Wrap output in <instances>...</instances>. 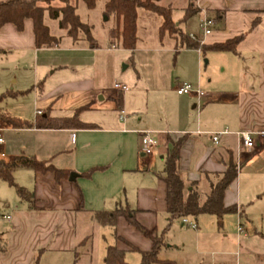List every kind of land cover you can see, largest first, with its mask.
Returning <instances> with one entry per match:
<instances>
[{"label": "crops", "instance_id": "1", "mask_svg": "<svg viewBox=\"0 0 264 264\" xmlns=\"http://www.w3.org/2000/svg\"><path fill=\"white\" fill-rule=\"evenodd\" d=\"M188 3L167 0L168 6L182 9L183 15ZM193 7L199 26L203 17L212 18L214 25L209 34L200 35L182 30L180 25L189 18L172 19L182 33L193 34L207 45L243 34L235 51L210 50L214 54L210 57L227 71L215 84L204 79L205 72L199 75L201 50L186 48L176 35L168 34L176 53L184 49L193 54L191 64L198 72L195 87L202 86V97L176 92L169 98L159 82L160 74L153 77V84L138 73L118 74L117 62L125 55L97 43L91 47L84 37L72 40L57 19V29L51 32L44 18L50 33L59 38L58 45L50 47H36L31 19L24 20L21 30L11 23L0 27V96L5 94L0 112L21 119L31 113L34 121L37 116L71 117L76 109L87 106L78 119L89 125L53 129L12 128L4 123L5 129L33 135L32 154L8 157L5 152V162L19 157L36 159L77 176L56 179L50 171H34L20 164L14 167L12 173L16 168L31 170L30 182L23 183L27 188L22 187L34 193L36 202L20 200L17 194L10 204L3 202L8 212L0 213V264H104L107 245L125 250L128 264H140L138 252V260L129 259L133 251L125 241L142 251L150 250L153 234L149 231L168 224L165 184L156 173L163 169L172 142L184 135L179 169L186 188L191 189L193 181L204 197L215 175L233 160L237 177L223 198L225 206H237L230 218L239 225L264 226V0H193ZM109 39L113 47L110 34ZM181 81L175 77L169 90ZM115 82L129 89L116 90ZM66 94L67 99L59 102ZM79 94L86 96L79 98ZM146 130L157 140L151 155L141 151L140 134ZM241 131L251 132V148L242 145ZM212 133H221L217 144L211 140ZM5 146L6 142L0 150L6 151ZM118 206L136 211L135 218L147 234L137 231L124 216L116 218L114 227L95 221V211H112ZM195 220L197 227L199 219ZM95 226L100 231L93 246ZM169 248L161 246L155 264H177L166 256ZM160 252L165 255L159 256ZM214 263L233 264V260L219 257Z\"/></svg>", "mask_w": 264, "mask_h": 264}, {"label": "trees", "instance_id": "2", "mask_svg": "<svg viewBox=\"0 0 264 264\" xmlns=\"http://www.w3.org/2000/svg\"><path fill=\"white\" fill-rule=\"evenodd\" d=\"M48 0H7L0 2V27L4 24L11 23L21 30L25 19H31L33 23V32L36 47H50L56 46L59 43V38L53 36L48 26L44 22V14L47 13L50 18L58 20L59 28L65 29L67 35L74 41L78 40L80 34L84 35V39L91 47H96L90 32V26L81 21L77 9V2L79 0H61L62 5L57 9L49 10L43 5ZM89 9L95 6L96 0H81ZM162 0H106L104 4V12L106 14L113 13L116 18V27L110 31L111 42L116 39L125 49L132 50L135 47L137 40L136 36V19L137 9L144 8L157 15L162 16V22L159 27L161 35L165 33L177 35L179 44L186 48L200 49L202 53L206 50L213 51H235L237 44L243 39V34L237 35L233 38L227 39L224 42L213 44H203L197 38H191L189 35L182 33L172 20L170 6L161 5ZM196 9L193 7V0H189L188 6L184 15L180 19L185 21L190 18ZM5 94L0 96L3 98ZM121 95L117 97L118 103L121 102ZM87 106L79 107L71 117H41L37 116L32 122L23 120L18 117L11 116L0 112V120L12 128H30L36 126L37 128H84L89 125L82 123L78 119V114ZM121 110V109H120ZM185 135L172 142L171 148L167 153L164 161L163 169L156 173L157 177L165 184L166 214L168 225L174 220L183 217H194L195 219L200 214L213 215L217 221L218 227H221L223 217L226 214L236 213L237 206H225L223 198L226 189L236 179L238 168L237 164L230 160L226 164V169L222 173H217L216 180L210 183V188L207 194L202 197L195 188V182H190L191 189H187L179 169V151L185 140ZM25 165L32 168L34 171L47 172L54 174L56 179L68 177L69 172L64 169H58L45 161L27 158H16L12 162L7 163L0 160V179L7 182L10 186L15 187L16 194L20 200L36 202L34 193L22 186H18L12 176V170L17 165ZM85 175H89L85 173ZM134 210H129L127 207L118 206L112 211H95L93 217L95 221L101 226L114 227L116 218L124 216L129 224L134 226L137 230L145 233V229L138 223L135 218ZM152 249L142 251L125 241L123 238L114 233V237L124 240L130 251L138 252L140 254V264H155L159 262L158 253L161 246L164 244L162 234L158 235L156 230H153ZM125 250L119 249L114 245H107L105 248L104 264H128L124 258Z\"/></svg>", "mask_w": 264, "mask_h": 264}, {"label": "rangeland", "instance_id": "3", "mask_svg": "<svg viewBox=\"0 0 264 264\" xmlns=\"http://www.w3.org/2000/svg\"><path fill=\"white\" fill-rule=\"evenodd\" d=\"M105 2L106 0H96L95 6L89 9L85 6L83 1L79 0L77 2L76 12L81 21L90 26L91 35L98 45L103 48L110 47L116 54L125 55L122 61L117 62L115 71H117L118 74L127 73L135 76L138 73L142 75V78H147L152 84L154 83L153 77L160 74L161 78H159V82L161 81L160 84L167 90L165 92L171 99L175 97L176 89L170 91L169 86H174L175 77L191 83V85L196 88V81L194 80L198 77V72L197 68L191 64L193 54L190 52L184 53L183 51L186 50L180 48H178L180 51L176 53L174 41L168 33H165V36L160 34L159 27L163 20L162 16L145 10L144 8H138L136 19L137 40L134 49L126 50L121 46L120 42L116 40L112 47L109 34L110 31L116 27V18L113 13L106 14L104 12ZM159 3L167 6V0H162ZM43 5L49 10H55L62 5V1L48 0L44 2ZM182 15V9L178 7L172 8L171 17L175 22H177ZM44 18L49 24L51 32L57 29L56 19L48 17L47 13L44 14ZM198 18L199 15L197 14L191 16L186 21V24L183 23L180 25L182 30L201 35L202 31L199 26ZM80 36L84 37L83 34H80ZM199 41L201 40L199 39ZM212 53L213 52L210 50H206L200 55L199 75L205 72L204 79H211L212 83L215 84L225 76L227 71L224 72L222 70V66L219 65V61L216 58L210 57V55H214ZM205 60H209V62L207 63ZM125 65L128 66L127 69H125ZM50 72L51 70H49V73ZM67 72L68 71L65 73ZM116 80L118 81V79ZM48 83L49 80L46 84ZM200 90L202 91V86ZM85 96L86 95L79 94V98H84ZM66 99L67 94L64 95L59 102L62 103ZM29 114L30 115L22 119L32 122V115L31 113ZM2 122L3 127H6L4 124L5 122L3 120ZM2 134L6 142L5 152L8 157L22 154L27 155L28 153L32 154L33 135L31 133L26 131H14L6 128L3 130ZM36 142L37 140H34V143ZM2 161L4 160L2 159ZM16 169V172L12 173L14 182L16 184L18 183L17 185L19 186L26 187L23 183L30 182L31 170L29 168ZM15 197V187L10 186L7 182L0 179V213L8 212L3 202H8L10 204L11 198ZM230 217V214H226L223 217L221 227H218L213 215L200 214L197 217L199 221L197 220L198 226L195 229L187 225H181L182 221L180 219L173 221L172 224H167L163 229L159 230L158 228H153L149 232L154 236L153 230L155 229L158 235L162 234L164 245H170L172 247L167 249L170 251L165 254L177 260V264H215L214 259L219 257H227L229 260H233V264H264V238L261 236L264 234V226L255 225L249 227L245 224L240 225L242 230L239 231V224H237L235 220H231ZM187 219L196 221L195 218L191 216H188ZM99 231L100 227L95 226L92 232L93 246L97 244ZM139 232L142 233L141 231ZM142 234L146 235L147 230L145 229V233ZM174 245H177L180 249L184 248V250L174 251ZM162 254L165 255L160 252L159 256H162ZM128 257L134 262L135 259L138 260L139 255L132 252Z\"/></svg>", "mask_w": 264, "mask_h": 264}, {"label": "built area", "instance_id": "4", "mask_svg": "<svg viewBox=\"0 0 264 264\" xmlns=\"http://www.w3.org/2000/svg\"><path fill=\"white\" fill-rule=\"evenodd\" d=\"M214 25V20L210 17H203L200 21V28L202 30L203 35H207L211 32V28ZM191 38H196V36H194L193 34L189 35ZM202 43V41H200ZM113 87L116 90L119 91H127L128 87L125 84H121L118 82H115L113 84ZM176 92L178 94H195L198 97H202L204 96V92L201 91L199 88H194L191 83L186 82V81H181L177 84L176 86ZM39 113V112H38ZM5 128L3 126H0V146H3L5 144V140L3 137V130ZM221 133H212L211 134V140L214 144H217L219 142V136ZM240 141L242 143V145L245 148H251L253 146V140H252V134L249 131H241L238 133ZM140 145H141V151L144 155H151L157 145V140L154 138V136L152 135V131L146 130V131H142L140 134ZM6 157L5 155V151L4 150H0V160L4 159ZM9 215H2V218L4 219H9ZM181 221L183 224L191 227V228H196V222L195 221H191L188 220L187 217H183L181 218ZM239 231H241L242 229L238 228Z\"/></svg>", "mask_w": 264, "mask_h": 264}, {"label": "water", "instance_id": "5", "mask_svg": "<svg viewBox=\"0 0 264 264\" xmlns=\"http://www.w3.org/2000/svg\"><path fill=\"white\" fill-rule=\"evenodd\" d=\"M76 176H77L76 173L71 172V173L69 174V180H74V179L76 178Z\"/></svg>", "mask_w": 264, "mask_h": 264}]
</instances>
